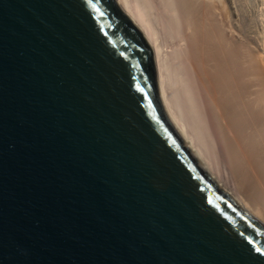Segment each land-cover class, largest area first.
<instances>
[{"label": "water", "instance_id": "1", "mask_svg": "<svg viewBox=\"0 0 264 264\" xmlns=\"http://www.w3.org/2000/svg\"><path fill=\"white\" fill-rule=\"evenodd\" d=\"M0 264H264L116 0H0Z\"/></svg>", "mask_w": 264, "mask_h": 264}, {"label": "bare ground", "instance_id": "2", "mask_svg": "<svg viewBox=\"0 0 264 264\" xmlns=\"http://www.w3.org/2000/svg\"><path fill=\"white\" fill-rule=\"evenodd\" d=\"M161 99L213 179L264 224V0H116Z\"/></svg>", "mask_w": 264, "mask_h": 264}]
</instances>
